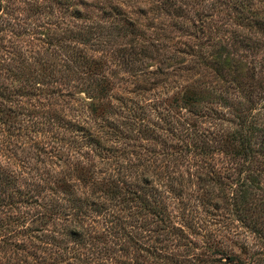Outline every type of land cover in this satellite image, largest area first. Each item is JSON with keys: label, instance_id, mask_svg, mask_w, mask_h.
Masks as SVG:
<instances>
[{"label": "rangeland", "instance_id": "1", "mask_svg": "<svg viewBox=\"0 0 264 264\" xmlns=\"http://www.w3.org/2000/svg\"><path fill=\"white\" fill-rule=\"evenodd\" d=\"M0 3V264H264V0Z\"/></svg>", "mask_w": 264, "mask_h": 264}, {"label": "trees", "instance_id": "2", "mask_svg": "<svg viewBox=\"0 0 264 264\" xmlns=\"http://www.w3.org/2000/svg\"><path fill=\"white\" fill-rule=\"evenodd\" d=\"M0 6H1V3H0ZM2 7V6H1ZM246 138V137H245ZM247 139V138H246ZM244 143H246V145L244 146V147H246L245 148V151H248V153L249 154H251V159H254V157H255V154H257V152L256 151H254V149H252L251 148V144L249 143V141L247 142H244Z\"/></svg>", "mask_w": 264, "mask_h": 264}]
</instances>
